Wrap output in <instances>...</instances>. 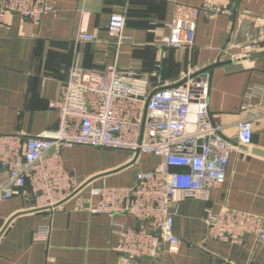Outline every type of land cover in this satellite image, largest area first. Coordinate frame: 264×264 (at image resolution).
<instances>
[{
  "label": "crops",
  "instance_id": "crops-1",
  "mask_svg": "<svg viewBox=\"0 0 264 264\" xmlns=\"http://www.w3.org/2000/svg\"><path fill=\"white\" fill-rule=\"evenodd\" d=\"M53 1L55 10L39 22L16 13L0 18V135L26 139L56 130L59 113L50 103L60 98L74 67L97 73L111 65L134 69L155 90L173 87L217 61L231 60L243 45L256 44L245 59L203 73L210 81L209 108L223 136L240 144V124L248 120L251 144L231 153L222 182L208 199L180 201L174 221L179 248L170 251L163 244L155 258L138 264H264V241L252 234L242 243L213 239L204 221L207 207L264 216V157L253 153L264 151V0H212L213 9L208 0ZM175 3L201 9L190 48L161 41L170 33ZM114 12L126 15L120 44L107 28ZM84 29L95 40H79ZM93 153L110 159L94 162ZM62 157L80 184L72 195L54 207L39 206L29 190L0 202V264H124L115 229L137 226V220L132 214L92 212L98 197L91 189L128 186L161 157L90 145L67 147ZM2 171L6 182L7 170ZM44 225L50 226L49 237L36 239Z\"/></svg>",
  "mask_w": 264,
  "mask_h": 264
},
{
  "label": "built area",
  "instance_id": "built-area-1",
  "mask_svg": "<svg viewBox=\"0 0 264 264\" xmlns=\"http://www.w3.org/2000/svg\"><path fill=\"white\" fill-rule=\"evenodd\" d=\"M208 2L207 7L213 9L212 0ZM54 10L53 0H0V18L16 13L39 22ZM200 14L199 7L175 3L170 33L162 37V43L192 47ZM125 26L124 13L111 14L107 28L118 44L125 39ZM95 38L85 29L78 37ZM256 50L255 43L243 45L230 59L243 60ZM209 92L210 81L203 73L187 75L173 87L153 90L148 79L134 69L111 65L97 73L72 68L60 98L50 103L59 113L56 130L26 139L0 135V202L29 190L39 206L54 207L72 195L80 184L64 167L62 151L67 147L90 145L155 154L161 163L137 172L132 184L93 187L91 194L98 201L92 212L132 214L137 220V226L118 224L115 229L124 264L155 258L163 244L170 251L177 250L181 239L174 232V221L180 201L208 199L210 190L222 182L231 153L240 145L249 146L253 138L248 120L240 124V144L223 136L222 126L209 108ZM4 168L6 182L1 180ZM204 221L210 238L242 243L252 234L264 241L262 215L235 208L214 212L207 207ZM49 234L50 226L44 225L36 239H47Z\"/></svg>",
  "mask_w": 264,
  "mask_h": 264
},
{
  "label": "water",
  "instance_id": "water-1",
  "mask_svg": "<svg viewBox=\"0 0 264 264\" xmlns=\"http://www.w3.org/2000/svg\"><path fill=\"white\" fill-rule=\"evenodd\" d=\"M238 62L237 59H231V60H224V61H217L215 63H213L212 65L206 67L205 69H203L202 71H200V73H197L198 74H201V73H204L206 71H213L216 67L218 66H222V65H227V64H234ZM202 140H199V144H202ZM253 153L254 154H257V155H260V156H263L264 157V151L263 150H260V149H253ZM82 188V187H81ZM80 190V189H79Z\"/></svg>",
  "mask_w": 264,
  "mask_h": 264
},
{
  "label": "rangeland",
  "instance_id": "rangeland-1",
  "mask_svg": "<svg viewBox=\"0 0 264 264\" xmlns=\"http://www.w3.org/2000/svg\"><path fill=\"white\" fill-rule=\"evenodd\" d=\"M89 159L96 162V161H108L110 159V156L107 155L106 153H101V154H94L89 155Z\"/></svg>",
  "mask_w": 264,
  "mask_h": 264
}]
</instances>
